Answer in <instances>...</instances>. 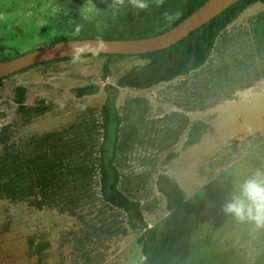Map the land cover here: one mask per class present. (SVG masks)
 <instances>
[{"label":"rangeland","instance_id":"1","mask_svg":"<svg viewBox=\"0 0 264 264\" xmlns=\"http://www.w3.org/2000/svg\"><path fill=\"white\" fill-rule=\"evenodd\" d=\"M110 3L0 0V62L58 39H94L109 32L135 38L171 24L163 12L180 9L184 0H165L162 8L152 5L138 15L130 6L114 12ZM257 20L264 21L260 4L221 34L202 69L176 79L173 89L120 88L117 99L120 190L142 204L149 229L162 232L169 217L156 189L161 174L179 185L188 181L205 217L230 220L214 230L200 224L191 241L199 258L248 257L236 245L206 250L204 244H234L241 231L247 237L253 228L225 215L222 206L264 164V58L260 66L250 51L243 54V41L249 34L251 40ZM115 63L105 81L104 63L91 57L39 66L0 84V264L144 261L139 244L144 232H132L127 215L106 204L100 191L104 87L147 62L119 58ZM90 84L101 85V92L82 99L74 95ZM21 90L25 103L18 105L14 99ZM261 238L264 244V231Z\"/></svg>","mask_w":264,"mask_h":264},{"label":"trees","instance_id":"2","mask_svg":"<svg viewBox=\"0 0 264 264\" xmlns=\"http://www.w3.org/2000/svg\"><path fill=\"white\" fill-rule=\"evenodd\" d=\"M206 1L208 0H184L180 8L183 14L175 22L151 32L144 31L138 34L137 37L130 39L148 38L165 33L192 15ZM258 4L264 6V0H241L192 33L185 40L171 48L156 53L140 56L89 55L81 57H92L104 63L103 81L109 78L111 67L116 64V59L139 58L147 62L145 65L134 67L122 75L117 80L115 86L108 85L104 87L107 91V99L103 107L104 142L100 147L99 154L101 163V197L106 204L123 211L127 215L129 228L132 232H144V239L141 238L139 241L144 256L142 264H182L189 260L192 255L191 241L199 230L201 223L188 202L186 192H184L174 178L168 175H159L156 183L158 193L166 200V209L169 214L165 228L160 233H155L149 229L142 212V204L133 201L120 190L121 175L115 166L118 128L121 123V116L117 108L120 88L149 91L162 83H169L199 71L210 60L216 42L221 34L237 21L245 11ZM106 35L108 37L96 36L92 38L118 39L115 33L109 32ZM70 40L78 39H58L53 41L52 44ZM68 60H73V58L57 60L39 66L61 63ZM39 66L29 68L12 76L22 74ZM5 79H0V84ZM101 90V85L90 84L76 88L73 93L77 98L82 99L98 95ZM25 93V90H21L14 99V102L18 105H23L25 103Z\"/></svg>","mask_w":264,"mask_h":264},{"label":"water","instance_id":"3","mask_svg":"<svg viewBox=\"0 0 264 264\" xmlns=\"http://www.w3.org/2000/svg\"><path fill=\"white\" fill-rule=\"evenodd\" d=\"M241 0H208L197 11L169 31L139 39H102L107 50L95 52L92 46L97 39H81L63 41L31 51L17 58L0 62V79L8 78L16 73L41 64L57 60L73 58V49L84 46L86 53L82 55H121L140 56L156 53L171 48L188 38L192 33L224 13Z\"/></svg>","mask_w":264,"mask_h":264},{"label":"clouds","instance_id":"4","mask_svg":"<svg viewBox=\"0 0 264 264\" xmlns=\"http://www.w3.org/2000/svg\"><path fill=\"white\" fill-rule=\"evenodd\" d=\"M155 5L162 8L165 0H111L108 8L114 12L120 11L121 8L130 6L138 15L145 12ZM180 9L175 11L165 10L163 18L165 21L172 23L182 15ZM76 28V32L80 31ZM95 52L107 50L106 43L97 38L95 45L92 46ZM87 54L84 46L73 49V62L79 61L81 56ZM225 215L233 217L238 223H249L254 230H264V169L257 168L242 183L239 184L238 190L232 191L222 206Z\"/></svg>","mask_w":264,"mask_h":264},{"label":"crops","instance_id":"5","mask_svg":"<svg viewBox=\"0 0 264 264\" xmlns=\"http://www.w3.org/2000/svg\"><path fill=\"white\" fill-rule=\"evenodd\" d=\"M254 28L257 29V31H254L251 34V40L250 34L247 35L245 38V41H249L246 43L243 41V47L244 51L243 54L248 53L249 51L253 56L258 57V63L259 65H263L261 63V59L264 58V21L263 20H257L254 25ZM249 44H251L249 46ZM261 56V57H260ZM176 82L171 81L169 83H162L158 87L154 89H159L163 87L164 89H173ZM163 89V90H164ZM153 90V89H151ZM161 130L163 131V125L161 126ZM167 133H162L161 135H166ZM262 169H264V164L261 166ZM169 215V214H168ZM264 230H254L253 228L249 229V234L246 237L245 230L241 231V238L240 236H237L234 242V244L231 242V240H223V241H216V242H205L204 248L206 250H213V249H221V247L229 248L236 245L237 250H240L242 254L248 256V257H242L236 260H229V259H216V258H199L196 257L195 254L193 255V247L191 242V250L192 255L189 260L182 264H217V261H220V264H261V262L264 260V252L261 251V248L264 247V244L262 243V232ZM246 238H250V240H246ZM238 247H241L239 249Z\"/></svg>","mask_w":264,"mask_h":264},{"label":"bare ground","instance_id":"6","mask_svg":"<svg viewBox=\"0 0 264 264\" xmlns=\"http://www.w3.org/2000/svg\"><path fill=\"white\" fill-rule=\"evenodd\" d=\"M180 186L183 187L187 191V193H188V202L191 205L195 215L201 221L200 223H201V226H202L203 229H207L208 227H210L211 230H214V229L217 228V226L222 228L224 226V223H223L224 220L226 221V223L230 222V220H228V219H224L223 217L220 218L219 215L218 216H211L209 219L207 217H205V214L203 212H200L199 209H198L197 201L195 199V195L191 191L192 188H191L190 183L188 181L184 180V179L183 180L181 179V185ZM228 227H229V225H228Z\"/></svg>","mask_w":264,"mask_h":264}]
</instances>
